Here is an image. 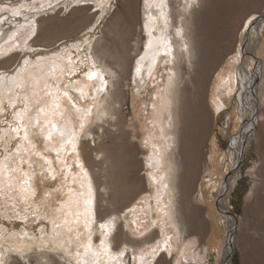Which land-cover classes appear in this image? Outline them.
Segmentation results:
<instances>
[{
	"label": "rangeland",
	"instance_id": "obj_1",
	"mask_svg": "<svg viewBox=\"0 0 264 264\" xmlns=\"http://www.w3.org/2000/svg\"><path fill=\"white\" fill-rule=\"evenodd\" d=\"M64 2L70 3V14L57 9L37 17L38 22H43L42 31L47 34V43H29L36 54L51 55L57 49L77 43L82 34H86L91 28L95 39L90 50V62L94 61L104 80H109L110 75L101 67L95 56L108 62L113 61L104 54V50L110 47L111 51L124 61L125 46L130 33L137 34L139 26L145 20L142 0H111L112 7L103 13L99 11L97 0H89L88 4L82 5H75V0ZM214 2L212 15L208 17L207 8H204L197 22L199 62L190 69L191 80L184 93L181 161L185 185L182 190L180 217L186 235L197 236L201 245L209 244L211 237L218 239L219 249L211 248L208 258L201 260L203 264H264V0ZM5 15H8L9 19L0 23V34L5 30L10 35L14 31V25L23 24L24 19L23 16L12 19L10 14ZM252 17H255V20L250 28L242 29L241 25ZM97 20L100 23L93 27ZM146 38L148 39L147 34L141 32V45L144 47ZM179 38L185 43L183 34ZM7 39L8 37L0 42V46L7 48ZM237 53L240 55V64L232 63ZM13 55L11 61L2 63ZM23 55V52L17 51L0 58V70L14 71ZM136 55L133 56L132 67L138 58ZM159 58L144 85L139 82L141 75L132 73V68L124 75V99L114 104V110H119L115 114V120L109 119L105 123L96 120L99 102L105 97L109 83L102 88L103 92L99 96L96 95L94 84L90 83L87 93L90 98L95 97L96 104L92 117L95 122L90 127L96 131V141L92 135L82 136L79 149L81 159L93 177L98 209H105L104 215L111 212L121 215L119 221H113L114 228L108 237L112 251L117 252L127 246L129 252L126 255L130 259L131 250L134 248L128 243H123L118 249L115 247L112 238L118 226L122 227L124 238L128 242H140L145 236L154 233L151 241L154 243L168 235L173 238L174 253L171 257L162 253L161 264L166 261L176 264L179 257L176 256L175 249L177 237L181 241V234L173 213L175 206L166 204L162 195L163 197H159V205L163 206V211L156 213L155 209L159 206L156 194L167 187H162V183L154 182L151 177L149 179V173L160 178L164 170V165L158 162L160 154L156 150V144L163 139L161 126L155 120L167 112V108L160 110L163 102L169 106L173 105L170 101V90L176 77L172 54L166 56L162 52ZM221 72L224 79H227L230 73H237L240 77L238 90H235L237 84L233 79L234 91L231 95L226 87H222L219 94L217 92V85L220 83L218 74ZM73 79L86 80L82 73H78ZM0 93L4 95L7 103L8 94L4 87ZM75 95L78 96V93ZM91 104L90 99L89 105ZM37 107L38 105H33L30 114L35 115ZM8 112L11 113L12 109L9 108ZM67 115L70 114L66 110ZM11 118L9 115L8 119ZM2 119L4 117H0V120ZM55 119L58 124L63 125L64 120L59 115ZM99 124H102V127H99ZM245 133L246 140L241 144L240 153H237L236 140ZM30 140L37 144L40 151L44 150V141L39 129L30 133ZM84 141L87 142L88 154L82 148ZM14 145L15 140L12 141V146ZM45 155L53 159L55 157L54 153ZM102 155L106 159H101ZM236 158L239 161V173L231 181L227 209L223 211L221 203L224 187L237 166L234 164ZM33 159L38 161L36 157ZM39 163L42 161H38ZM33 184L37 186L40 195L54 186V182L39 185L38 177ZM100 195L102 197L99 200ZM60 198V194L53 193L47 201L50 208L58 207ZM100 211L94 229L99 223L112 218L103 216L101 219ZM153 219L159 221V226L152 225ZM0 223L11 230H19L23 226L19 221L10 223L2 216ZM29 230H34V226L30 225ZM139 232H145L146 235L141 237ZM98 243L97 232L93 236V245ZM186 259L196 264L197 258L187 255Z\"/></svg>",
	"mask_w": 264,
	"mask_h": 264
},
{
	"label": "snow or ice",
	"instance_id": "obj_2",
	"mask_svg": "<svg viewBox=\"0 0 264 264\" xmlns=\"http://www.w3.org/2000/svg\"><path fill=\"white\" fill-rule=\"evenodd\" d=\"M142 2L145 8L143 28L147 30L148 36L145 47L154 49L151 60L155 62L161 49L166 56L171 55L172 51L165 34L169 26L165 11L167 0ZM88 3L89 0H75V5ZM97 3L102 13L112 7L111 0H97ZM57 9L70 14V3L64 0H40L39 3L38 0H0V23L9 19L6 13L12 19L21 16L24 19L23 24L14 25V31L5 41L7 48L0 46V58L17 51L24 53L14 71L0 70V90L3 89L5 81L10 82L7 103L4 95L0 93V117H4L0 120V126H6L0 127V216L10 223L19 221L23 225L19 230H11L0 223V264H161L162 253L173 256L172 236L164 235L162 240L147 242L143 247H134L129 259L126 255L129 252L127 246L113 252L108 241L116 217L99 223L94 229L99 213L96 189L93 186V177L81 159L79 144L82 136L89 135L90 126L95 122L92 117L96 104L95 97L90 98L82 82L73 77L82 73L86 80H99L97 93L102 90L106 81L97 71L95 62H90V50L95 39L91 28L72 46L66 45L63 49L53 51L51 55L35 53L29 42H34V38L39 37L37 17ZM153 9L156 10V15H153ZM254 20L255 17L247 20L241 25L242 29H249ZM157 21H162L161 34L154 37ZM99 23L97 20L93 27ZM176 34L180 35L179 29ZM146 59L147 53L139 55L135 60V75L142 73V65ZM240 62V55L237 53L232 63ZM38 70L39 79L35 75ZM148 73L151 76V66ZM218 76V94L222 87H226L231 95L234 91L233 79L237 84L235 90H238L240 77L237 73H230L227 79H224L223 72ZM40 79L43 80V88L38 91ZM171 80L170 76V83ZM33 104L39 106L35 109V115L30 114ZM9 108L12 109L11 113L8 112ZM66 110L70 115L66 116ZM9 115L11 119H8ZM58 115L64 120L63 125L55 122ZM96 118L101 123L106 118L116 119L106 108H98ZM36 129L43 136V151L30 140V133ZM45 153H54V159ZM33 157L42 163L38 164ZM149 176L156 179L152 173ZM37 177L39 185L54 182V186L42 195L38 194V188L33 184ZM53 193L61 196L58 207L54 209L47 203ZM159 204L158 196L157 205ZM151 223L159 226L157 219H153ZM30 225L34 226V230H29ZM97 232L99 243L94 246L93 236ZM139 235L144 237L146 233L139 232ZM177 242L175 254L179 258L176 259V264H192L186 257L188 249L196 247L195 243L183 244L179 237ZM165 264H170V261ZM196 264H203V261L197 258Z\"/></svg>",
	"mask_w": 264,
	"mask_h": 264
},
{
	"label": "bare ground",
	"instance_id": "obj_3",
	"mask_svg": "<svg viewBox=\"0 0 264 264\" xmlns=\"http://www.w3.org/2000/svg\"><path fill=\"white\" fill-rule=\"evenodd\" d=\"M214 5H215L214 0H192V1L191 0H167V8L165 9V11L167 12V15H168L169 26L165 34L168 37L169 46L171 47V50H172L171 54L173 57L176 77L174 78V81L172 83V88L170 90L172 91L170 101H172L171 103L173 105L169 106L162 101L163 104L161 105L160 110H164L165 108H167V112L164 113L162 116L156 118L155 120L156 123L160 124L159 126H161L160 127L161 136L163 139L162 141L156 144V150H158L160 154V155L158 154L159 155L158 162L164 165V170L160 178L155 175H154L156 177L155 180L151 178L154 182L162 183L161 184L162 187H164V185H167V189H164L163 191H158L156 195H158L159 197L164 195V197L162 196L163 201H165L166 204L171 203L172 206H175L173 213L175 215V222L178 225V228L180 230L181 241L186 244H188L189 242L195 243L196 245L195 248L188 249V256L190 258H199V260H206L208 258V255L210 254L211 248L219 249L217 245L218 239H216V237L215 238L211 237L210 241L208 242L209 244L201 245V241L197 236L189 237L185 233L183 220L180 217L182 215L181 214L182 192H183L182 190L185 185L183 181V170H182V161H181L182 160V156H181L182 155L181 154L182 127L181 126H182V114H183L182 111H183V103H184V93H185L187 84L191 80L190 79L191 78L190 69L194 68L196 63L199 62L200 51H199V44L197 43V37H198L197 22L199 21L200 19L199 16L202 14L204 8H207L206 14L208 17L212 15ZM119 12H117L118 15H120ZM156 14H157L156 10L153 9V15H156ZM144 23H145V20H144ZM144 23H142V25L139 26V32L137 30V34H134V32L130 33L128 42L125 46L126 47V50H125L126 57L124 58V61H121V57L119 55H115L111 51L110 47H107L104 50V54H106L110 58V60H113V61L109 60L110 62H108L107 60L100 59L101 57L97 55L95 56L96 60L101 63L102 65L101 67L106 72H108V74L110 75L109 80L107 79L105 80L106 83H109V86L106 89L105 97L99 102L98 108L99 109L106 108L107 111L111 115H115L116 113L119 112V110H114V104L115 103L118 104L120 103V100H122V98L124 99L123 77L124 75L127 74L129 70H131V68H132V73L134 72L135 64H133V67H132L133 56L137 54L136 56L138 57L139 55H144L145 53H147V59L143 62V65H142L144 73L140 74L141 76L138 75L140 76L139 82L142 81L140 85H144L146 78H148L149 76V73H148L149 66L152 67V72H153V70L155 69L157 65L158 60L160 59L158 56L157 60L153 62L151 60V55L154 49L149 50L146 47L141 45L142 44L141 43V40H142L141 32L147 34V30L143 28ZM38 24H39L40 33H39L38 38H34V42H35V45H44L42 43L46 44L48 41L47 40L48 38L46 37L47 34L44 33V31H42L44 28L43 22L39 21ZM132 24L134 26V20ZM161 27H162V21H157V30L153 32L154 37L160 36ZM177 29L180 30V35L183 34V37L185 38V43H182L183 40L179 38L180 35L176 34ZM1 34L2 35H0L1 36L0 42L5 40L9 36V32L5 30L2 31ZM256 44H258L257 40H256ZM162 52H164L163 49H161L160 54ZM13 58H14V55L11 56L9 59L3 61L2 63L9 62ZM183 64H186V65H183ZM97 71L101 73V71H99L98 68H97ZM35 75L38 79L40 78L39 70L35 73ZM81 82H82V86L85 87L86 92H88L90 83H93L95 87L96 95L99 96L102 94L103 90L99 91V93H97L96 91V88L99 86V80H96V79L82 80ZM253 83H254V80L252 84ZM8 87H10V82L5 81L4 90L9 95L7 91ZM42 88H43V80L40 79V89H38V91L42 90ZM253 107H255V104H253ZM41 119L43 120V114H41ZM96 120L100 123V121L97 118ZM108 121L109 119L106 118L103 121V123L108 122ZM55 122H56V119H55ZM99 127H102V124H99ZM95 133H96L95 129H91L89 133V136L91 135L93 136L94 141H96ZM246 137H247V133H245L243 136L241 135V137L236 140L235 150L237 153L238 152L240 153L241 144L242 142L246 140ZM82 148L85 151V153L88 154V146H87L86 141L82 143ZM94 150H97V149H94ZM101 159H106V158L104 155H102ZM238 162L239 161L236 158L234 161V164L237 165ZM238 173H239V169L237 165L236 168L233 169L232 171L233 175L228 179L226 186L224 187L223 202L221 203V209L223 211H226L227 209L229 194L232 188L231 181L233 180V177H235ZM149 179H150V176H149ZM96 182L99 184V186L101 185L97 177H96ZM100 197L102 196L101 195L99 196V200H100ZM104 200L106 199H103V201ZM161 209H163V206L159 205L158 208L155 209L156 213L158 214L159 210L161 211ZM104 210L103 211L99 210L100 215L102 217L110 216V217H116L115 219L116 221L120 220L121 218L120 213L111 212L109 214L104 215L105 214ZM153 236H154V233H151L145 236L144 239H142L140 242H137V243L128 242L124 238L122 227L118 226L117 232L112 238V241L115 243V247L117 249L120 248L123 243H128L135 248H139V247H142L145 243L151 242L153 240L152 239ZM212 236H214V234Z\"/></svg>",
	"mask_w": 264,
	"mask_h": 264
},
{
	"label": "water",
	"instance_id": "obj_4",
	"mask_svg": "<svg viewBox=\"0 0 264 264\" xmlns=\"http://www.w3.org/2000/svg\"><path fill=\"white\" fill-rule=\"evenodd\" d=\"M256 81H258V80H256ZM230 246L232 247L231 243H230Z\"/></svg>",
	"mask_w": 264,
	"mask_h": 264
},
{
	"label": "crops",
	"instance_id": "obj_5",
	"mask_svg": "<svg viewBox=\"0 0 264 264\" xmlns=\"http://www.w3.org/2000/svg\"><path fill=\"white\" fill-rule=\"evenodd\" d=\"M201 197H202V195H201ZM203 199V198H202Z\"/></svg>",
	"mask_w": 264,
	"mask_h": 264
}]
</instances>
